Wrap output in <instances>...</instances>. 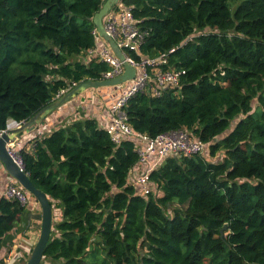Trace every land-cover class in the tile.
<instances>
[{"label":"trees","instance_id":"16d2710c","mask_svg":"<svg viewBox=\"0 0 264 264\" xmlns=\"http://www.w3.org/2000/svg\"><path fill=\"white\" fill-rule=\"evenodd\" d=\"M103 3L0 0V131L102 78L106 63L78 56ZM121 3L147 31L140 52L176 47L169 62L185 71L179 88L133 95L128 123L150 137L187 130L207 155L167 156L149 176L159 193L144 195L131 183L135 137L115 145L93 117L35 137L21 167L61 208L39 264H264V0ZM31 205L0 197V249L20 219H41Z\"/></svg>","mask_w":264,"mask_h":264},{"label":"built area","instance_id":"2783aa9c","mask_svg":"<svg viewBox=\"0 0 264 264\" xmlns=\"http://www.w3.org/2000/svg\"><path fill=\"white\" fill-rule=\"evenodd\" d=\"M139 22L140 20L133 15L132 6L125 5L121 3V0H118L103 16L102 26L105 33L114 40L120 51L124 53V60L115 54L108 41L99 35L96 27L92 30L95 38L94 44L78 57L85 64L92 60L106 63L108 69L103 72L101 79H112L120 76L124 72V62L130 64L135 70L134 77L126 81L131 82L130 85L122 89L111 103L105 129L115 145H119L126 138L135 137L138 140L135 148L138 155L137 167L135 166L134 169L130 170V176H133L131 183L142 194L146 195L150 192L159 193L157 185L149 176L164 158L180 154L185 156L207 155L208 144L195 138L187 130H170L150 137L145 133L134 131L128 123L125 107L133 95L143 91L152 97H156L161 95L167 87L179 88L181 76L185 73L183 69L175 68L169 62V54L174 52L176 47L156 55H144L140 52L147 31L139 26ZM133 53L138 58L134 57ZM77 83L71 82L67 87L60 89L54 98L64 94ZM76 114V120L80 119L81 114ZM8 123V127L0 131V134L12 125L19 126L22 124L14 120H10ZM16 144L14 140L7 143L6 148L7 152L21 167L22 162L18 155V149L16 150ZM4 173L8 181L4 187L0 183V197L17 200L22 205L37 204L35 200L30 199L28 192L22 186H17L16 181L6 171ZM21 256H23L22 252L16 250L13 256L8 254L0 260V264H13L11 263L13 258Z\"/></svg>","mask_w":264,"mask_h":264},{"label":"water","instance_id":"95a60500","mask_svg":"<svg viewBox=\"0 0 264 264\" xmlns=\"http://www.w3.org/2000/svg\"><path fill=\"white\" fill-rule=\"evenodd\" d=\"M118 0H104L101 8L94 13L92 16V22L95 25L100 36L104 37L111 48L114 50L115 54L121 59L124 60V53L120 51L114 40L108 36L102 26V18L111 9ZM124 72L115 78L112 79H85L78 82L70 90L60 95L59 97L54 98L50 103L41 108L36 112L31 118L23 122L19 126H11L6 131L0 134V163L3 165L5 171L16 181L20 186H22L30 195H32L40 208V228L39 234L36 242L34 243L27 260L24 264H39L42 259V254L44 247L49 239L50 232L52 230V205L48 197L44 192L37 189L32 181L29 179L27 174L23 169L16 163L14 158L7 152L6 145L9 142L15 140V136L22 132L25 128H31L34 123L40 122V120L49 112L58 108L61 104L68 101L71 97H74L77 93L83 92L89 88H99V87H108L116 86L118 84L124 83L134 77L135 70L130 65L124 62ZM9 124V123H8ZM8 127V125H7ZM226 228L224 225L220 229L222 235L223 230Z\"/></svg>","mask_w":264,"mask_h":264},{"label":"crops","instance_id":"0c3cea01","mask_svg":"<svg viewBox=\"0 0 264 264\" xmlns=\"http://www.w3.org/2000/svg\"><path fill=\"white\" fill-rule=\"evenodd\" d=\"M120 88H89L81 92V94H76L73 99L70 98L54 111L46 114L40 122L34 123L31 128H25L16 135V148L30 149L35 137H43L60 125L63 126L64 123L69 124L76 120V113L81 114V119L83 117H93L96 119L99 126L105 127L108 123L111 103L122 90V88ZM1 166L3 167L0 163V168ZM7 181L5 173L0 171V183L3 187L6 185ZM31 207L35 208L37 204H32ZM39 228V220L32 219L29 222V226H27V217L20 219L17 225H15L4 239V243L0 249V260L5 258L8 254L13 256L16 250L21 251L24 256L28 247L33 246L36 242Z\"/></svg>","mask_w":264,"mask_h":264},{"label":"rangeland","instance_id":"374dc122","mask_svg":"<svg viewBox=\"0 0 264 264\" xmlns=\"http://www.w3.org/2000/svg\"><path fill=\"white\" fill-rule=\"evenodd\" d=\"M130 83L131 82H124V83H121V84H118V85H116V86H108V87H113V88H117V87H121L122 89H124V88H126V87H128L129 85H130ZM120 88V89H121ZM77 94H81V92L80 93H77ZM72 99H73V97H71ZM254 105H256L255 104V102H254ZM54 111V110H53ZM67 123H64V125H66ZM16 150H17V148H16ZM0 171H2L3 173L5 172V169H4V167H2L1 166V168H0ZM16 183V185L17 186H20L19 184H18V182H15ZM24 189V188H23ZM52 210H53V212H54V214L55 213H58L59 215L61 214V208H58L57 207V205H55L54 203H53V205H52ZM32 217H35V218H37L38 219V215L37 214H35V213H33L32 212ZM38 220H40V219H38ZM38 222V221H37ZM39 223H40V221H39ZM38 227H39V225H38ZM28 255H29V253H25V255L24 256H21V257H15V258H13V260L11 261V263H14V264H24V262L27 260V258H28Z\"/></svg>","mask_w":264,"mask_h":264}]
</instances>
